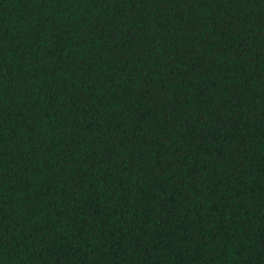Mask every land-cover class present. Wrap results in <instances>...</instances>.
Masks as SVG:
<instances>
[{
	"label": "trees",
	"instance_id": "16d2710c",
	"mask_svg": "<svg viewBox=\"0 0 264 264\" xmlns=\"http://www.w3.org/2000/svg\"><path fill=\"white\" fill-rule=\"evenodd\" d=\"M0 264H264V0H0Z\"/></svg>",
	"mask_w": 264,
	"mask_h": 264
}]
</instances>
